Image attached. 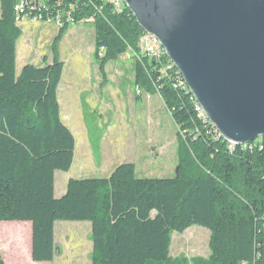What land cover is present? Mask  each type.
<instances>
[{
    "label": "trees",
    "instance_id": "16d2710c",
    "mask_svg": "<svg viewBox=\"0 0 264 264\" xmlns=\"http://www.w3.org/2000/svg\"><path fill=\"white\" fill-rule=\"evenodd\" d=\"M18 1L0 0V223L32 224L33 262H54L56 223L90 222L92 264H264V139L230 150L211 135L173 73L163 76L140 55L144 31L131 11L116 13L107 0H47L44 20L61 13L65 23L53 62L26 65L18 75ZM71 7L73 24L65 18ZM89 18L102 75L128 54L135 86L163 100L178 128V165L173 178L147 179L123 164L108 179L70 180L56 199L55 174L71 170L76 152L61 118L59 44ZM195 226L210 232V256L173 258V234Z\"/></svg>",
    "mask_w": 264,
    "mask_h": 264
},
{
    "label": "rangeland",
    "instance_id": "374dc122",
    "mask_svg": "<svg viewBox=\"0 0 264 264\" xmlns=\"http://www.w3.org/2000/svg\"><path fill=\"white\" fill-rule=\"evenodd\" d=\"M19 27L17 74L26 65L52 64L60 27L31 21ZM95 42V28L85 23L72 26L59 44L65 66L58 90L61 118L76 139V152L71 170L55 174L56 199L66 194L70 180L108 179L123 164H133L138 178L147 179L173 178L178 165V128L159 94L135 86V64L128 54L110 62L103 76ZM209 244L210 232L195 226L173 234L170 255L208 258ZM55 245L54 262L35 263L32 224L0 223L5 264H92V224L56 223Z\"/></svg>",
    "mask_w": 264,
    "mask_h": 264
},
{
    "label": "water",
    "instance_id": "95a60500",
    "mask_svg": "<svg viewBox=\"0 0 264 264\" xmlns=\"http://www.w3.org/2000/svg\"><path fill=\"white\" fill-rule=\"evenodd\" d=\"M224 140L264 139V0H123Z\"/></svg>",
    "mask_w": 264,
    "mask_h": 264
},
{
    "label": "built area",
    "instance_id": "2783aa9c",
    "mask_svg": "<svg viewBox=\"0 0 264 264\" xmlns=\"http://www.w3.org/2000/svg\"><path fill=\"white\" fill-rule=\"evenodd\" d=\"M109 4H111L116 13H123L124 9L126 8L123 0H107ZM15 11L17 14V23L18 25L23 23L24 21H31V22H39V23H54L59 27L64 26L63 22V14L59 13L55 19L49 18L48 20H44V14L50 11L49 6L47 5V0H19ZM74 11V7L70 8V11L65 13V18L67 23L73 24V18L71 12ZM86 24H92L94 22L93 18H89L84 21ZM139 48H140V55L146 56L151 60H155L160 67V73L163 76H168V74L173 73L170 77L176 81L175 87H180L188 94L190 91L184 82L180 72L175 67V65L170 61L167 57L165 50L162 48L159 40L150 34L144 33L139 39ZM123 58V57H122ZM138 93H142L140 89H138ZM191 95V94H190ZM193 98V97H192ZM194 99V98H193ZM194 103L196 106V111L198 113V118L204 123L210 126V134L214 135L217 140H224V138L219 133L218 129L215 125L211 123L208 119L207 115L205 114L202 107L195 101ZM261 140V139H259ZM226 141V140H224ZM228 142V141H226ZM229 149L234 150L238 146H247L245 145H237L233 142H228ZM246 264V263H244Z\"/></svg>",
    "mask_w": 264,
    "mask_h": 264
},
{
    "label": "crops",
    "instance_id": "0c3cea01",
    "mask_svg": "<svg viewBox=\"0 0 264 264\" xmlns=\"http://www.w3.org/2000/svg\"><path fill=\"white\" fill-rule=\"evenodd\" d=\"M32 247V246H31Z\"/></svg>",
    "mask_w": 264,
    "mask_h": 264
}]
</instances>
